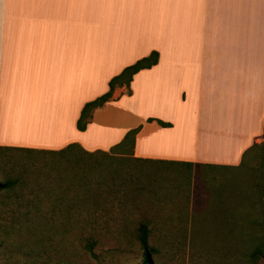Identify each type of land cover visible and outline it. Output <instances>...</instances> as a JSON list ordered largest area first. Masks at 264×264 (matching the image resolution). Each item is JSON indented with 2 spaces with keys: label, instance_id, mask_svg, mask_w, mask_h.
Listing matches in <instances>:
<instances>
[{
  "label": "crops",
  "instance_id": "obj_1",
  "mask_svg": "<svg viewBox=\"0 0 264 264\" xmlns=\"http://www.w3.org/2000/svg\"><path fill=\"white\" fill-rule=\"evenodd\" d=\"M152 50L77 130L82 105ZM263 121L264 0H0V148L107 152L137 128L131 158L232 168Z\"/></svg>",
  "mask_w": 264,
  "mask_h": 264
},
{
  "label": "rangeland",
  "instance_id": "obj_2",
  "mask_svg": "<svg viewBox=\"0 0 264 264\" xmlns=\"http://www.w3.org/2000/svg\"><path fill=\"white\" fill-rule=\"evenodd\" d=\"M128 151L0 148V183L12 182L0 190V264H138L140 222L158 251L151 264H251L248 253L264 242L261 148L232 168Z\"/></svg>",
  "mask_w": 264,
  "mask_h": 264
},
{
  "label": "trees",
  "instance_id": "obj_3",
  "mask_svg": "<svg viewBox=\"0 0 264 264\" xmlns=\"http://www.w3.org/2000/svg\"><path fill=\"white\" fill-rule=\"evenodd\" d=\"M157 57H158L157 52L155 50H152L147 55L140 57L139 59L135 60L133 63L122 68L118 74L112 76L107 82V90L105 92L85 102L82 105L79 116L75 122V128L77 130L85 129L86 124L89 122L91 118L92 110L96 107L101 106L104 102L110 100L112 91L115 87L124 86L126 88V93L129 94L130 93L129 82L131 80L132 75L141 69L149 68L152 65H154L157 62ZM151 119L152 118H147V120H151ZM156 121L158 122L160 126H169V123L167 122H163L159 119H156ZM136 131H137V128L128 130L123 136V139L117 144L124 145L128 143L129 147H131L133 136ZM72 147H77V144L70 143V144H67L65 147L60 148L58 150H48V151L62 155V154H65V152L70 150ZM253 148H261L262 151L264 152V121H263V127H262V141L257 145H253L247 152H245L243 154V159L250 151L253 150ZM113 149H114V146L110 147L108 151H111ZM20 150H34V149H20ZM87 153H90V152H87ZM242 162L243 160H241L240 164ZM11 183L12 182L9 180L3 183H0V190L10 186ZM247 222L256 224L257 226L258 225L257 223L259 222L258 217H253L251 219H248ZM150 232L151 231L149 227L147 226L146 222H140L135 230V238L141 249V260L138 264H151L152 255L158 252L157 249L149 243ZM92 246H93V240L86 239L84 242L85 250L91 253ZM248 259L251 264L256 263L259 259H262L263 260L262 264H264L263 239L258 241L256 245L250 250V252L248 253Z\"/></svg>",
  "mask_w": 264,
  "mask_h": 264
},
{
  "label": "bare ground",
  "instance_id": "obj_4",
  "mask_svg": "<svg viewBox=\"0 0 264 264\" xmlns=\"http://www.w3.org/2000/svg\"><path fill=\"white\" fill-rule=\"evenodd\" d=\"M40 122L38 121L36 123L41 124ZM39 130L40 131L38 133L41 134L40 136H43V139L46 141H53V140H57L58 138H61V135L59 136L58 126L57 124H55L54 121L44 120L43 127L39 128Z\"/></svg>",
  "mask_w": 264,
  "mask_h": 264
}]
</instances>
